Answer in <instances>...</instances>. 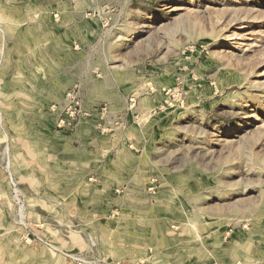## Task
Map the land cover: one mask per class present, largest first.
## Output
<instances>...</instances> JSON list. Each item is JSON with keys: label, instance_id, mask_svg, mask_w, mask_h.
Returning a JSON list of instances; mask_svg holds the SVG:
<instances>
[{"label": "rangeland", "instance_id": "1", "mask_svg": "<svg viewBox=\"0 0 264 264\" xmlns=\"http://www.w3.org/2000/svg\"><path fill=\"white\" fill-rule=\"evenodd\" d=\"M0 264H264V0H0Z\"/></svg>", "mask_w": 264, "mask_h": 264}]
</instances>
